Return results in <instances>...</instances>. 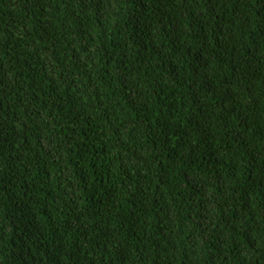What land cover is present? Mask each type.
I'll return each mask as SVG.
<instances>
[{"label":"trees","instance_id":"16d2710c","mask_svg":"<svg viewBox=\"0 0 264 264\" xmlns=\"http://www.w3.org/2000/svg\"><path fill=\"white\" fill-rule=\"evenodd\" d=\"M0 264H264V0H0Z\"/></svg>","mask_w":264,"mask_h":264}]
</instances>
